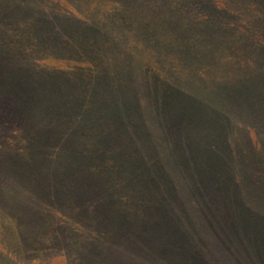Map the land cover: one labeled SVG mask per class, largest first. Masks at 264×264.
Returning <instances> with one entry per match:
<instances>
[{
  "label": "rangeland",
  "instance_id": "374dc122",
  "mask_svg": "<svg viewBox=\"0 0 264 264\" xmlns=\"http://www.w3.org/2000/svg\"><path fill=\"white\" fill-rule=\"evenodd\" d=\"M37 1L49 9L45 19L38 11ZM37 1L0 0V38L6 36L11 44H0V264H88L85 256L77 260L71 256L73 249L75 253L88 246L91 251V245L84 243L88 228L101 236L108 234L111 240L116 238L112 253L100 252L96 264H183L184 259L189 264H264V184L253 185L241 174L239 165L247 156V148L242 140L231 145L225 134L211 131V124L219 121L205 101L178 107L175 114L182 118V124L188 127L187 136L198 148L201 144L221 146L218 150L221 156L209 155L207 161L216 166L215 163L221 161L216 157H223L225 169L212 166L207 178L197 174L192 184L195 188L183 192H148L158 199L156 204L148 203V199L144 201L134 192H103L98 177L106 163L112 168L118 165L120 157L113 147L121 148L125 141L119 142V135H115L110 142L112 148L107 147L100 143L99 135L83 128L85 137L95 138L86 142L90 155L70 150L69 141L77 137V130L67 134L65 128L78 124L71 122V109L67 112L60 109L59 102L68 101L66 91L59 85L64 79L51 75L40 85L42 78L30 79L27 72L21 71V65L25 64L20 62L25 60L14 59L19 49L28 48L37 51L42 62L58 65V58L67 50L77 47L86 50L84 29L81 28L82 35L78 37L76 24L65 23L69 18L83 17L85 10L82 4L75 10L68 0ZM123 32L126 40L116 35L100 39V50L95 58L97 69H107L110 64L118 69L121 65L110 62L109 53L138 43L132 27ZM153 50L148 47V54ZM200 65L212 73L214 79L209 84L212 94H216L221 75L228 80L227 88L238 87L235 78L239 76V68L232 66V70L224 74L219 58L213 65L194 64ZM30 80L32 91L30 87L25 88ZM253 86L264 95L262 84ZM31 93L35 104L32 103L35 100L30 99ZM188 95L193 98L191 92ZM40 103L43 110L36 105ZM145 110L141 113L147 116L148 108ZM251 112L257 114L255 106ZM113 120L117 124V120ZM182 124H169L167 129L173 134L166 133V136L170 149L175 138L184 156L192 148L184 137ZM259 126L260 131L255 129L257 135L246 136L250 141L247 143L254 146L249 158L259 159L264 174V108L260 111ZM236 131V138L243 134ZM84 136L80 138L82 143H85ZM57 146L67 152L69 166L54 157ZM19 149L25 153L17 155ZM149 156L148 153V162ZM180 158L173 162L175 170L162 169V163L155 167L148 164V175L160 167L164 170L163 178L173 177L177 171L187 177L188 173L179 170V165L185 164ZM88 164H93L91 172L87 171ZM23 185L26 186L23 188ZM155 186L169 189L165 181ZM42 201L44 207L37 210L35 206H43ZM198 226L203 228L204 236L194 229ZM119 229L131 236H112ZM74 230H80L84 239ZM185 244H196L203 252L196 254Z\"/></svg>",
  "mask_w": 264,
  "mask_h": 264
},
{
  "label": "trees",
  "instance_id": "16d2710c",
  "mask_svg": "<svg viewBox=\"0 0 264 264\" xmlns=\"http://www.w3.org/2000/svg\"><path fill=\"white\" fill-rule=\"evenodd\" d=\"M37 2L40 4L38 11L45 19L49 9ZM68 3L77 11L79 4H82L85 10L83 17L69 18L65 23L76 24L78 37L82 35L81 28L84 29L86 50L82 51L80 47L67 50L58 58V65L42 62L37 51L28 48L19 49L21 55L19 53L14 59L23 58L25 61L20 63L25 65H21V71L27 72L30 79L35 76L42 78L40 85L51 75L64 79L59 85L66 91L68 101H60V109L65 112L71 109V122L78 124L65 128L67 134L73 129L77 130V137L69 141L70 150L90 155L86 142L95 138L85 137L83 128L99 135L100 143L107 147L115 135H119V142L125 141L121 148L118 145L113 147L120 157L118 165L112 168L106 163L98 177L103 184V192H134L141 195L144 201L148 199V203L156 204L158 199L148 192H183L195 188L192 184L197 174L209 177L215 165L209 163L207 157L219 154L221 146L201 144L198 148L187 136L188 127L182 124V118L175 114L178 107L194 106L198 100L205 101L217 114L213 116L219 123H212L211 131H216L217 135L225 134L231 145L243 141L247 156L239 165L241 174L253 185L264 184L263 165L259 159L249 158L254 146L247 143L249 138L246 136L252 133L257 135L255 129L260 131L259 115L264 108V95L253 86H264V0H68ZM130 27L138 43L135 42L132 47L116 48L109 53L110 62L116 61L121 66L117 69L110 64L107 69H97L95 58L100 50V39L115 35L125 39L123 30ZM1 37L0 44L11 45L6 36ZM148 47L154 48L152 54H148ZM218 58L224 74L231 71L232 66L240 69L239 76L235 78L238 87L227 88L225 82L228 80L221 75L216 94H212L209 88L214 79L212 73L204 65L194 64L213 65ZM29 87L32 91L31 80L25 86L26 89ZM190 92L193 98L188 95ZM30 99L35 100L33 93ZM32 103L35 104L36 100ZM36 105L43 110V103ZM254 106L256 115L251 112ZM146 108L147 116L141 113ZM113 119L117 120L118 125ZM172 122L185 128L184 137L192 149L187 150L184 156L175 138L170 149L166 133H172L167 129ZM95 123H98L97 127ZM236 130L243 134L236 138ZM82 136L85 143L80 139ZM21 152L25 153L23 150ZM21 152L19 149L17 155ZM66 153L61 146H57L54 157L68 165L70 160ZM12 155L15 158V154ZM40 155L45 157V154ZM179 158L180 162L186 164H180L179 170L188 173L187 177H182L177 171L173 177L163 178L162 169L171 167L175 170L173 162ZM216 158L221 160L215 163L216 166L225 169L224 158ZM148 164L153 167L160 164L162 169L154 168V174L148 175ZM91 167L93 164L87 165L88 172H91ZM163 181L169 185V189L161 190L155 186ZM207 182L213 184L212 180ZM35 207L38 210L44 207V203L41 207ZM194 229L204 236L202 227ZM74 233L81 237L83 234L80 230H74ZM85 236L86 239L82 238L84 243L91 245V251L88 246L75 253H72L73 249L71 256L74 259L85 256L88 264H96L100 252L112 253L116 238L111 240L108 234L101 236L89 228ZM112 236L124 238L131 234L117 230ZM68 241L73 243L72 240ZM184 246L196 254L203 252L196 244ZM183 264L189 262L184 259Z\"/></svg>",
  "mask_w": 264,
  "mask_h": 264
}]
</instances>
